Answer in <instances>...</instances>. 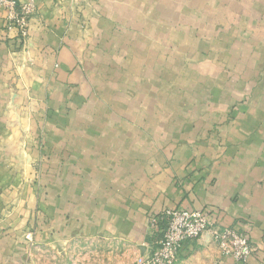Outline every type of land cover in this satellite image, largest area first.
<instances>
[{
  "label": "crops",
  "instance_id": "obj_1",
  "mask_svg": "<svg viewBox=\"0 0 264 264\" xmlns=\"http://www.w3.org/2000/svg\"><path fill=\"white\" fill-rule=\"evenodd\" d=\"M3 21L0 264L74 236L146 258L165 209L254 247L204 235L177 264H264V0H35L23 44Z\"/></svg>",
  "mask_w": 264,
  "mask_h": 264
},
{
  "label": "built area",
  "instance_id": "obj_2",
  "mask_svg": "<svg viewBox=\"0 0 264 264\" xmlns=\"http://www.w3.org/2000/svg\"><path fill=\"white\" fill-rule=\"evenodd\" d=\"M4 12V29L10 39L24 43L28 36L29 21L35 12V0L19 4L17 0H0ZM157 239L154 248L140 264H177L187 244L204 235L213 239L222 255L243 263L254 253L246 235L237 229L221 226L214 215L206 210L165 209L149 220Z\"/></svg>",
  "mask_w": 264,
  "mask_h": 264
},
{
  "label": "rangeland",
  "instance_id": "obj_3",
  "mask_svg": "<svg viewBox=\"0 0 264 264\" xmlns=\"http://www.w3.org/2000/svg\"><path fill=\"white\" fill-rule=\"evenodd\" d=\"M238 232L246 235L240 230ZM26 241L20 256L21 264H140L142 259L126 246L102 238L74 236L63 241L48 239L41 242L37 238ZM217 249L222 257H226L222 255L218 246ZM211 257L213 256L209 253L204 257L206 264H209ZM183 264L201 263L194 258Z\"/></svg>",
  "mask_w": 264,
  "mask_h": 264
}]
</instances>
